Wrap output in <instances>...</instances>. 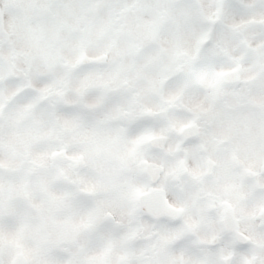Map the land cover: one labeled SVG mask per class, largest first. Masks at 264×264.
<instances>
[{"label": "snow or ice", "instance_id": "6c2138e0", "mask_svg": "<svg viewBox=\"0 0 264 264\" xmlns=\"http://www.w3.org/2000/svg\"><path fill=\"white\" fill-rule=\"evenodd\" d=\"M0 264H264V0H0Z\"/></svg>", "mask_w": 264, "mask_h": 264}]
</instances>
